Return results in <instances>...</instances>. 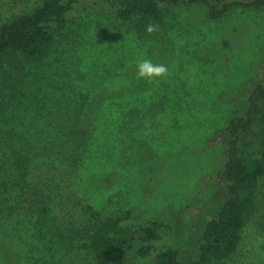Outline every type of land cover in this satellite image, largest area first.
Listing matches in <instances>:
<instances>
[{"label": "rangeland", "instance_id": "374dc122", "mask_svg": "<svg viewBox=\"0 0 264 264\" xmlns=\"http://www.w3.org/2000/svg\"><path fill=\"white\" fill-rule=\"evenodd\" d=\"M32 1L0 0V26ZM196 10L205 13L204 7ZM178 16L186 23L192 14L181 10ZM196 20V25L178 24L156 37L144 36L129 30L104 0H81L44 56L22 71L0 62V146L4 141L48 142L38 148L32 165L42 166V190L53 182L57 194L59 181L71 196L89 182L94 194L90 201L97 208L135 211L138 219L129 224L132 235L140 233L139 223L162 222L155 250L177 247L183 261L199 257L206 223L227 200L222 172L233 137L226 128L236 114H245L255 86L264 85V8L236 9L217 21ZM145 58L167 63L168 74L151 81L138 78L136 64ZM95 97H105L97 109L101 115L96 124L83 128L82 111ZM130 111L150 118L143 129L121 134L119 117ZM238 146L244 157L262 154L261 114L250 130L239 133ZM51 147L54 154H49ZM143 147H150V153L137 159ZM45 159L73 164L75 172L55 165L59 169L53 181L55 170L50 171ZM110 174L106 184L112 185L104 186ZM8 176L0 168V177ZM14 197L22 196L16 191ZM57 207L63 224L80 223L71 205ZM14 221L19 220L9 222L3 240L0 236V264H35L38 257L39 264H55L38 253L40 241L28 233L29 225ZM154 255L123 264H154ZM212 264H264V179L257 185L236 252Z\"/></svg>", "mask_w": 264, "mask_h": 264}, {"label": "trees", "instance_id": "16d2710c", "mask_svg": "<svg viewBox=\"0 0 264 264\" xmlns=\"http://www.w3.org/2000/svg\"><path fill=\"white\" fill-rule=\"evenodd\" d=\"M104 1L115 9L118 20L127 25L129 30H136L144 36L155 37L161 30L168 28L171 31L178 24L181 28H186L189 24L196 25L198 24L196 17H199L200 21H217L227 17L236 9L264 8V0ZM80 2L81 0L30 2L24 12L1 24L0 62H7L16 67V71H22L31 61L44 56L54 40L55 33L65 27L68 14ZM199 6L205 8V13L202 14L201 10H196ZM181 10L189 11L193 16H189L186 23H181L179 19ZM149 23L157 26V30L151 34L146 31ZM158 64H162L161 60ZM104 100L105 97H95L85 106L80 119L83 128L97 123L101 115L98 113L99 108ZM263 101L264 85L258 83L248 97V105L244 107L245 114L243 116L236 114L226 128L233 137L228 141V159L222 172V177L226 181L224 194L227 200L218 215L206 223L199 243L197 259L183 261L180 249L173 246L155 250L156 244L162 239L161 230L164 227L163 223L157 220L139 223L140 233L132 235L129 224L134 219H138L135 211L97 208L90 201L94 194L89 192V182L81 191H73L71 196L60 189L59 181L55 184L59 190L57 194L53 182L46 190H42L41 184L46 185L40 180L42 166L32 165L39 158L36 156L38 148L49 144L44 141L33 142V145H30L25 141L13 143L3 140V146H0V159L5 162L0 168L7 169L8 179L11 178L9 185L8 179L0 177V236L2 234V240L9 222L16 218L24 226L29 225L28 233H32V237L40 241L38 253L55 264H86V260H91L88 264H123L134 257H148L154 251V264H212L228 260L238 248L247 214L255 204L257 185L264 179V151L257 157H244L238 146L239 133L250 130L259 114L264 120V105L261 104ZM147 118L150 117H140L135 111L124 113L119 117L120 127L117 131L121 134L137 132L144 128L143 123ZM17 134L24 136L22 131H18ZM52 148L49 154H54ZM149 153L150 147L145 149L143 147L136 157L142 159ZM55 159L44 161L50 171L56 165V167L62 166L67 171L75 172L73 164L61 163ZM58 169L51 171L52 177ZM59 176H63V171H59ZM111 176L112 174L104 178V186L112 185V183L106 184L111 181ZM8 187H12V192ZM16 191L21 194V200L15 199ZM57 205H71L74 220L80 223L71 221L69 225L63 224L64 220H61L59 215L61 210ZM19 221L14 222L20 225ZM81 251H85L86 254L83 253L81 259L75 260L76 257L81 256L79 255ZM29 252L34 254L36 249ZM30 258L33 257L30 256ZM40 262L41 258L38 257L35 264Z\"/></svg>", "mask_w": 264, "mask_h": 264}, {"label": "clouds", "instance_id": "9594fccd", "mask_svg": "<svg viewBox=\"0 0 264 264\" xmlns=\"http://www.w3.org/2000/svg\"><path fill=\"white\" fill-rule=\"evenodd\" d=\"M157 30V26L149 23L146 31L151 34ZM168 74V68L164 64H154L150 59H142L136 64V75L138 78H146L149 81L164 77Z\"/></svg>", "mask_w": 264, "mask_h": 264}]
</instances>
